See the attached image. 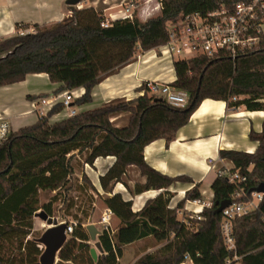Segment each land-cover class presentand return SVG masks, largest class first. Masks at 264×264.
Wrapping results in <instances>:
<instances>
[{"label": "trees", "instance_id": "trees-1", "mask_svg": "<svg viewBox=\"0 0 264 264\" xmlns=\"http://www.w3.org/2000/svg\"><path fill=\"white\" fill-rule=\"evenodd\" d=\"M243 1L249 0H160V13L145 21L138 17L140 5L135 1L132 19L108 20L93 6H70L71 14L60 21L17 24L18 30L31 26L34 31L0 41V86L20 82L29 74L46 73L51 82L61 84L58 91L83 87L85 93L75 104L89 103L93 88L106 75L132 62L138 52L165 45L169 23L184 14L206 15ZM106 21L107 27L102 25ZM173 64L176 79L169 84L188 94L183 106L163 98L157 100L159 97L151 96L142 85L141 95L133 99L105 103L52 121L53 115L64 110L63 104L57 103L33 124L12 131L0 146V249L4 241L14 239L17 253L7 258L0 254V264H40L43 247L30 237L34 216L40 209L36 206L39 191H56L41 207L52 216L55 203L73 189L71 179L76 169L107 156L115 157V161L100 177L103 189L122 181L127 166L136 165L146 181L137 183L135 192L161 191L138 211L121 193L103 199L120 224L115 231H100L103 252L98 259L92 257L91 237L84 220H80L72 222L73 231L56 264H122L124 247L146 238L160 246L133 264H183L186 254L193 258V264H224L228 252L221 234L219 206L240 187L248 192L264 190V122L261 132H250V138L258 141L253 153L220 150V157L231 160L233 169L246 175L247 181L235 185L216 175L211 184L212 203L203 207L200 219L178 211L187 200H203L199 184L171 207L174 193L169 188L177 181L191 179L154 169L144 158V148L156 139L163 138L167 143L174 140L206 98L224 100L229 107L264 111V34L254 47L235 57L220 49L174 59ZM121 111L131 116L126 126L117 127L111 115ZM82 179L94 189L85 173ZM237 200L245 202L246 198ZM74 205L72 200L69 207ZM84 217L89 218V214ZM233 229L242 263L264 264V198L258 208L235 217Z\"/></svg>", "mask_w": 264, "mask_h": 264}, {"label": "crops", "instance_id": "crops-1", "mask_svg": "<svg viewBox=\"0 0 264 264\" xmlns=\"http://www.w3.org/2000/svg\"><path fill=\"white\" fill-rule=\"evenodd\" d=\"M131 1L82 0L75 7L93 6L101 11L108 20H114L122 17L119 14L120 11L122 8L130 6ZM150 1L152 0H145L137 10L138 17L142 21L156 15L161 10L160 3L158 7L154 6L150 9L147 5ZM70 6L72 5L67 4V0H0V40L15 35L18 31L17 24L20 23L43 24L60 21L71 14ZM131 7L134 12L135 4ZM173 63L174 56L162 47L140 51L132 62L118 71L106 75L93 88L91 102L75 104L76 99L85 93V89L80 87L71 90L73 92L71 108H64L60 113L53 115L51 120L58 121L70 116L71 109L77 113L97 108L105 103L133 99L141 95V86L149 80L171 83L176 79ZM60 85L51 82L46 73H34L27 75L20 82L0 86V113L6 115L12 125L16 124V128L12 126L14 131H17V128L33 124V119H25L33 113L39 114L38 111H34L33 102L41 98V95H45L42 97H56V95L67 91H58ZM29 96L36 98H29ZM49 109V107L46 108L47 111ZM39 116L41 115L39 114ZM130 116L131 113L128 111L116 112L111 115V121L117 127H124L129 123ZM263 122V110H248L245 106L229 107L224 100L206 98L192 113L188 123L177 131L174 140L167 143L165 139L160 138L147 144L144 148V158L148 165L169 176L184 175L191 179L190 181H177L169 188L174 193L170 206L175 207L185 197L186 191L194 188L197 183L203 196L202 202L198 204L187 200L184 208L203 210L204 206L211 205L213 192L208 197L206 193L216 177L215 169L225 166L233 167L231 160L220 157V150H240L253 153L258 146V141L250 138V132L252 130L261 132ZM114 161L115 157L113 156L98 157L93 165L84 164L73 175V177L75 176L73 189H78L82 199L85 192L90 197L93 195L95 198L102 199L103 206L98 207L102 213L101 217L109 211L103 199L115 193H121L125 199L132 200L133 210L138 211L143 208L148 199L154 198L161 191L151 189L142 193L135 192V185L146 181V176L136 165L127 166L122 181L114 182L107 189H103L100 177L107 172ZM83 173L88 176L94 189L84 183ZM55 193L56 191H51L50 194ZM94 205L97 206V203L94 202ZM90 222L95 223V221H91V218ZM97 223L100 224V220ZM119 224L120 219L112 213V231H115ZM147 241L152 242L151 239L146 238L126 246ZM159 246H155L153 242L148 249ZM139 252V255L135 256L130 264L146 253L141 249Z\"/></svg>", "mask_w": 264, "mask_h": 264}, {"label": "built area", "instance_id": "built-area-1", "mask_svg": "<svg viewBox=\"0 0 264 264\" xmlns=\"http://www.w3.org/2000/svg\"><path fill=\"white\" fill-rule=\"evenodd\" d=\"M130 6L124 7L119 14L122 17L133 18V10ZM120 17V18H122ZM264 21V0H249L235 4L233 8L222 6L206 15L198 12L184 14L175 23L168 24L169 38L165 45L161 46L170 54L180 55L186 50L197 53H213L220 49L228 51L233 57L238 53L251 49L258 42L260 35L264 34L262 26ZM103 26L109 25L108 21L102 23ZM144 88L151 93H162V98L168 103L183 106L188 101V94L169 83L158 81H146ZM73 92L67 90L56 97H41L33 102L34 111L40 115H45L46 108H52L57 103H62L64 108H71ZM49 109V110H50ZM75 110L71 109L70 115H74ZM12 124L9 118L0 113V146L4 144L12 133ZM215 168V167H214ZM216 175L225 177L229 182L239 185L247 181V176L233 167L216 168ZM244 197L245 202L237 199ZM264 198L263 191L248 192L245 187H240L232 194L231 204L222 210L221 234L224 246L228 255L224 264H243V255L238 252L236 237L233 229V219L244 215L256 208ZM172 200V199H171ZM200 204L199 199L192 200ZM174 207V206H171ZM180 215L187 213L190 218H201L202 210L180 209ZM112 211L102 215L100 224L103 229L112 231L111 216ZM68 222V221H67ZM74 223L68 222L67 234L73 231ZM183 264H193V258L186 254Z\"/></svg>", "mask_w": 264, "mask_h": 264}, {"label": "rangeland", "instance_id": "rangeland-1", "mask_svg": "<svg viewBox=\"0 0 264 264\" xmlns=\"http://www.w3.org/2000/svg\"><path fill=\"white\" fill-rule=\"evenodd\" d=\"M132 1H135V2L138 1L139 5L141 7L145 0H132ZM159 3H160V0H152L147 5L150 9H152L154 6L158 7ZM124 5H126V4H124ZM122 9H124V8H122ZM159 13H160V11L157 12L156 15H158ZM262 29L264 31V24L262 26ZM33 31H34V28L29 26L27 28H22V29L18 30L16 34L23 35L26 33L33 32ZM194 55H196L195 51L186 50L183 53H181L180 55L174 54L173 56H174V59H184V58L193 57ZM149 94L151 96H154V97H162V93H151V92H149ZM38 117H39L38 113H33V115H31L25 119L30 118V120L33 119V122H36ZM22 120H24V119H22ZM12 126L16 128L15 123H13ZM17 129H19V128H17ZM79 169H80V167H79ZM79 169H76V171H78ZM74 178H75V176L74 177L72 176V179H71L73 182V186L75 185ZM41 191H39L38 200L36 202V206L40 207V209L38 211H40L42 209L41 207L44 203L49 201V199L55 195V194H50L51 192H45L43 190H41ZM207 191L208 192L206 193L207 194L206 196L208 197L213 191L211 188H208ZM91 196L94 197L93 195H91ZM78 197H80V198H78ZM81 197H82V195L78 191V189H73V190L66 192L65 196L60 197V199L57 201V203H55L54 212H53L52 216L57 217L59 219V221H63L65 219L70 221V222L84 220L83 223L85 225L90 223V218H91V221L92 220L95 221L98 229L100 231L103 230V226L101 224L97 223L101 219L102 213L98 207L103 206L102 199L94 197L93 201H90V196L88 194H85L83 199ZM72 200L74 201L76 206L74 205L73 208H70L69 206H70ZM94 202L97 203V206L94 205ZM78 207H80L79 210H78ZM86 213L89 214V218H87V219H85V217H84V215ZM46 228H47L46 222L44 220L40 219L39 217L34 216V226H33V229L31 231V234H30L31 239L37 240V238H39L42 235V233L44 232V230ZM98 237H99V235L97 236V240H98ZM95 242L96 241L91 240L90 245L92 247H95ZM16 244H17L16 240H14V239H11V240L8 239L7 241H4L3 246L0 249V254L3 255L4 258L12 256L13 254H16L17 253ZM151 244H153V241L152 242L147 241V242H143V243H140L137 245L124 247L125 248L124 253L120 259V261H122L121 263L122 264H130V262H132V260L135 258V256L139 255L140 249L143 252H149V251L151 252V251L155 250L156 248H153V247H151L152 249H150V250L148 249L149 245H151ZM42 247H43V245H42ZM43 250H44V247H43ZM135 253H136V255H135ZM98 254H99V252H98ZM58 260H59V258H58Z\"/></svg>", "mask_w": 264, "mask_h": 264}, {"label": "water", "instance_id": "water-1", "mask_svg": "<svg viewBox=\"0 0 264 264\" xmlns=\"http://www.w3.org/2000/svg\"><path fill=\"white\" fill-rule=\"evenodd\" d=\"M81 1L82 0H67V4L76 6ZM161 99L162 97L157 98V100ZM230 204L231 201L229 199L222 201L219 206V211H222ZM35 216L44 220L47 224V228L44 230L42 235L37 238V241L44 247V250L40 255V264H56L58 261L59 252L68 238V234L66 232L68 222L59 221L57 217L50 216L45 210L37 211ZM86 228L91 240L96 241L95 247L91 248L92 257L96 261L98 259V252H103L101 242L97 240V236L100 235L101 232L96 224L92 222L88 223Z\"/></svg>", "mask_w": 264, "mask_h": 264}]
</instances>
